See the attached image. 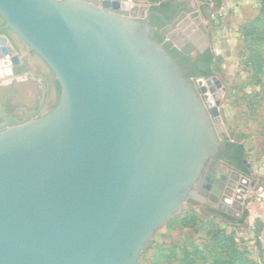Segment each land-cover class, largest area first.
<instances>
[{
  "label": "water",
  "instance_id": "obj_1",
  "mask_svg": "<svg viewBox=\"0 0 264 264\" xmlns=\"http://www.w3.org/2000/svg\"><path fill=\"white\" fill-rule=\"evenodd\" d=\"M151 15L163 19L121 0H0L4 28L59 85L42 116L0 101V264H140L184 204L207 203L216 109L153 39ZM0 58L6 77L27 73L1 30Z\"/></svg>",
  "mask_w": 264,
  "mask_h": 264
},
{
  "label": "rangeland",
  "instance_id": "obj_2",
  "mask_svg": "<svg viewBox=\"0 0 264 264\" xmlns=\"http://www.w3.org/2000/svg\"><path fill=\"white\" fill-rule=\"evenodd\" d=\"M121 1L150 7L158 4L152 0ZM176 1L187 8L169 32L181 35L189 25H194L200 32L198 38L186 42L189 52L195 55L199 50H209L213 59L212 74L202 77L197 88L202 96H207L210 107L216 109L214 118L218 121L214 124L222 139L243 145V164L248 175L225 168L226 181L218 203L213 205L206 200L207 204L192 201L184 204L172 217L176 223L166 222L156 233L143 251L140 264H183L197 260L199 256L192 255L194 248L209 258L219 253L230 259H233L230 251L234 249L249 264H264V253L255 241L258 223L264 224V64L261 74L250 66L248 58L256 54L258 48L249 38H244L241 31L244 25L260 15L264 0ZM197 17L206 28V34L198 28ZM183 40L187 41L185 37ZM258 60L264 62V54ZM29 93V99L34 98L32 84ZM220 204L222 210L218 209ZM226 208H230L231 213H227ZM213 210L219 215L211 214ZM217 230L230 236L234 245L229 250L218 246L211 254V248L205 249V246L211 243ZM259 235L264 250V230ZM183 248L191 255L186 256Z\"/></svg>",
  "mask_w": 264,
  "mask_h": 264
},
{
  "label": "flooded vegetation",
  "instance_id": "obj_3",
  "mask_svg": "<svg viewBox=\"0 0 264 264\" xmlns=\"http://www.w3.org/2000/svg\"><path fill=\"white\" fill-rule=\"evenodd\" d=\"M187 6L185 5H179L174 12L171 13L170 19L163 21L164 25L159 30L164 36H165V42H170L171 47L169 48V51L172 50V48H175L181 53L182 55H190L194 56L189 52V47L187 46L186 42H192L196 38H198L200 32L195 29L194 25H189L187 28H185L181 35H178L176 33L170 34L169 30L170 27L175 24V22L180 18L183 11H186ZM161 7L152 8V11L158 12L161 10ZM152 16L157 15H151L149 18V23L152 22ZM159 17V16H158ZM160 18V17H159ZM153 27V32L156 30V27L154 25H151ZM0 30L5 31L4 34L8 40L9 43L13 46L16 53L21 57L23 60V63L25 64L27 68L26 74H21L18 77H11L9 81L11 80V84L15 85L17 83L26 82L34 85L35 88V96L32 98L33 102L30 106H22L20 103H14L10 99H0L2 105L4 106V109L9 115L18 116L20 118L24 117V111L22 108H25L28 112H31L34 116H42L46 113H48L53 106H55L59 90L57 91V87L55 84V78L54 76H51L50 68L46 65V63L35 53L33 52L25 43L22 42L13 32H11L9 29L4 28V22L0 18ZM152 32V34H153ZM184 37L187 41L183 40ZM204 53V50H199L196 54ZM195 54V55H196ZM177 59V58H176ZM193 63L192 60H189L187 63L184 64V67H189ZM1 81V80H0ZM13 93V91H12ZM43 99V100H42ZM42 100V102H41ZM8 102L12 103L15 107L10 110V107L8 106ZM1 121V119H0ZM231 141L224 139V142L222 146L220 147V150L217 152L216 157L214 160L217 162V166L213 167L209 164L206 165V168L203 171L201 181L205 182L206 185L209 186L208 189V195L205 197L206 200H209L211 203L212 200H210V195L212 198H219L221 195V190L224 188L225 180L223 181V178H226V174H224L220 167L225 168H231L232 170L239 172V170L236 167L237 158L235 156V148L234 146L230 145ZM212 171V172H211ZM240 173V172H239ZM208 177L209 179H207ZM219 183H222V186H219ZM201 188H205L204 186L200 185ZM212 189H216L220 191L219 195H216L215 191H212ZM197 202V201H192ZM207 204V203H205Z\"/></svg>",
  "mask_w": 264,
  "mask_h": 264
},
{
  "label": "trees",
  "instance_id": "obj_4",
  "mask_svg": "<svg viewBox=\"0 0 264 264\" xmlns=\"http://www.w3.org/2000/svg\"><path fill=\"white\" fill-rule=\"evenodd\" d=\"M152 1L158 2V4L153 6L152 8H156V7L162 8L161 10H159V13L163 16L164 20L170 19L171 13L174 12L176 8L182 4L181 2H178L176 0H152ZM150 25H154L156 27V30L152 34L153 39H155L160 43H163V47L166 50H168V52L171 54L172 57H174L175 59L177 58L176 59L177 63L182 67V69L186 72V74L189 77H208L212 74L211 63L213 56L211 55L209 50L204 51V53L201 54H196L194 56L182 55L175 48H172V50L169 51V48L171 47V43L165 42L164 41L165 36L159 31L164 25L161 18H159L158 16H152V22L150 23ZM241 31H242V36L244 38H249L252 41V43L256 44V47L258 48L256 50V54H251L249 56L248 62L250 66H253L255 68L257 74H261L263 73L264 62H259L258 57L264 54V9L261 10L260 15L255 17L252 22H249L248 24L244 25L241 28ZM189 60H192L193 63L189 65V67L185 68L184 64L187 63ZM50 73L51 76H54L51 70ZM255 78L256 80H259L257 75H255ZM55 84L58 91L59 90L58 82L55 81ZM7 104L10 107V110L15 107L10 102H8ZM230 145L234 146L236 150L235 156L237 158V162H236L237 169L239 170L240 173L244 175H248V170L246 166L243 164V160L245 158V151L243 145L235 142H231ZM210 212L213 215H217V214L219 215L218 211L216 210ZM167 222L176 223L174 218L169 219ZM262 230H264V224L259 222L258 229L256 231L255 241L259 250L264 253V250L261 248L259 243V234ZM233 245H234V241L230 236L228 237L224 235L221 231L217 230L213 233L211 243L206 245L205 249L211 248L210 253L212 254V250L218 248V246L221 247L223 250H229L232 248ZM183 252L184 254H186V256L191 255L189 254V252L186 251L185 248H183ZM230 252L233 255L232 256L233 259L222 257L219 253L212 255V257L209 258L208 256H205L202 251H199L197 248H194L192 255H198L199 258L197 260L191 259L190 261L184 262L183 264H249L244 258L240 256L239 252H237L236 250L233 249Z\"/></svg>",
  "mask_w": 264,
  "mask_h": 264
},
{
  "label": "crops",
  "instance_id": "obj_5",
  "mask_svg": "<svg viewBox=\"0 0 264 264\" xmlns=\"http://www.w3.org/2000/svg\"><path fill=\"white\" fill-rule=\"evenodd\" d=\"M8 70V66L5 63L4 58H0V74L4 75ZM0 81V99H10L14 103H20L22 106H30L33 101L32 98L29 99V89L31 87L30 83L21 82L15 85L11 84L10 78L5 75L1 77ZM13 91V93H12ZM26 99V100H25Z\"/></svg>",
  "mask_w": 264,
  "mask_h": 264
},
{
  "label": "built area",
  "instance_id": "obj_6",
  "mask_svg": "<svg viewBox=\"0 0 264 264\" xmlns=\"http://www.w3.org/2000/svg\"><path fill=\"white\" fill-rule=\"evenodd\" d=\"M262 232V231H261ZM260 236V235H259Z\"/></svg>",
  "mask_w": 264,
  "mask_h": 264
}]
</instances>
